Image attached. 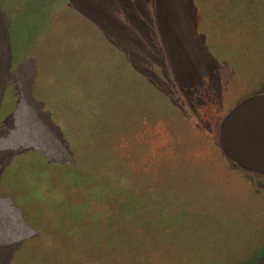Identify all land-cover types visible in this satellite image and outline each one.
Segmentation results:
<instances>
[{
	"label": "rangeland",
	"instance_id": "374dc122",
	"mask_svg": "<svg viewBox=\"0 0 264 264\" xmlns=\"http://www.w3.org/2000/svg\"><path fill=\"white\" fill-rule=\"evenodd\" d=\"M263 91L264 0H0V132L11 127L0 134V264H27L36 247L44 261L68 253L42 225L81 239L88 204L69 190L109 192L156 231L160 264L259 262L264 188L209 154L217 125L198 111L209 102L225 115ZM139 230L119 235L143 242Z\"/></svg>",
	"mask_w": 264,
	"mask_h": 264
},
{
	"label": "trees",
	"instance_id": "16d2710c",
	"mask_svg": "<svg viewBox=\"0 0 264 264\" xmlns=\"http://www.w3.org/2000/svg\"><path fill=\"white\" fill-rule=\"evenodd\" d=\"M9 25L7 27V30L5 32V38L6 42L8 41V45L6 46L3 54L1 55V58L5 56L6 59H8L9 65H7L6 69L9 71L11 67V63L14 60L13 58V47H12V38H11V33H10ZM5 47V46H4ZM234 65V64H233ZM237 106V105H236ZM225 115L221 112L219 108L214 107L212 103H206L203 105L200 110L198 111V115L201 117L202 121H204L207 124H213L217 125L216 127V139L215 143L212 141H206L209 143L208 147V152L209 154H214L216 151L222 152V154L225 156L223 153L220 142H219V126L223 119L225 118ZM182 118V116H181ZM183 119V118H182ZM181 122V121H180ZM159 122H157L153 128H157ZM11 128V127H10ZM10 128H5L3 131L0 132V134H5ZM195 133L198 134V130L194 129ZM147 136L148 130H147ZM175 139V138H174ZM175 141H180V140H175ZM34 152H36V156H41L43 160H45V163H42L41 167L55 171V173L58 172L59 170V165L55 163L52 159L49 157L45 156L40 150L33 149ZM7 151H2L0 152V156L4 154ZM13 151H10L9 153H12ZM154 152L155 149H154ZM157 155V153H155ZM31 156V155H29ZM34 156V155H33ZM32 157V156H31ZM229 160V159H228ZM229 164L231 165L232 168L234 169H241L237 164L231 162L229 160ZM243 170V169H241ZM247 175H249L253 181L256 182V189L261 190L264 188V176L255 174V173H249L245 170H243ZM256 177L260 178L262 181H256ZM75 191V192H74ZM78 191V190H77ZM74 192V193H73ZM69 197L72 198L74 201H82L84 203H87V209L88 211L86 212L85 217L83 220H86L84 222L82 220L81 225L78 226H73L76 232H78L82 237L81 239L75 238V237H67L63 236L62 242L60 237L61 235H54L55 233H61L60 228H57L56 226H50V225H42L43 228H48L50 235L61 245H66L69 247L68 253L64 255L63 257L56 253L52 252L55 256L47 255L49 259H47V263L50 262H62L66 261L65 264H112L113 262L118 263V262H125L127 264H160L158 260H154L152 255H149L150 252V246L149 242H152L156 240L157 238L155 237L156 231L153 233V230L151 227H148L149 225H143L142 219L139 221L133 216L130 215V212L126 215L125 213H122L120 209H117L116 207L112 206L110 204L111 202V194L109 192L103 193V191L99 190L96 192V196H88L86 193H78L76 190H69L68 192ZM120 190H115L114 196L117 200L122 199V197L119 196ZM121 194L123 192L121 191ZM78 197V198H77ZM129 211V209H128ZM29 212V213H28ZM28 214V215H27ZM26 217L31 219L29 215L31 216V210H27ZM89 214V217H88ZM93 216H97V222H92L88 221L90 220L89 218ZM113 219H115L113 221ZM137 220L138 224H135V221H130V222H125L127 220ZM38 224V223H36ZM128 224V228L126 227ZM64 225V224H63ZM62 228V227H61ZM64 228L67 229V227L64 225ZM69 228V227H68ZM125 228L126 233L130 231L132 233L136 229H140L138 236L139 239L143 242H133L129 237L127 238H122L121 231L120 229ZM70 229V228H69ZM165 231H168V228H165ZM98 239V240H97ZM107 239H111L108 243ZM166 242H168L166 240ZM144 243L147 244V248L145 251H147L146 254H144ZM169 243V242H168ZM119 245L120 248H123L121 246H126L128 248H133V247H138L137 248V253L134 256L128 257L126 254H117L116 250H114V246ZM26 246L22 245V249H25ZM37 249L33 250V257L31 258L30 262L27 264H32L33 261L36 260L37 264H43V261L45 258H42L41 252L38 250L39 248L36 247ZM113 249V250H111ZM119 249V248H118ZM124 249V248H123ZM78 251L79 253H77ZM78 254L81 255V257L77 256ZM36 257H39V259H36ZM160 257V256H159ZM47 258V257H46ZM64 258H67L64 260ZM41 262H39V261ZM44 261V262H46ZM39 262V263H38ZM178 264L177 259L174 257L169 258V256L166 254V257H164V264ZM60 264H64L63 262Z\"/></svg>",
	"mask_w": 264,
	"mask_h": 264
},
{
	"label": "water",
	"instance_id": "95a60500",
	"mask_svg": "<svg viewBox=\"0 0 264 264\" xmlns=\"http://www.w3.org/2000/svg\"><path fill=\"white\" fill-rule=\"evenodd\" d=\"M219 142L241 169L264 176V91L241 101L223 119ZM257 264H264V255Z\"/></svg>",
	"mask_w": 264,
	"mask_h": 264
},
{
	"label": "flooded vegetation",
	"instance_id": "af4514ba",
	"mask_svg": "<svg viewBox=\"0 0 264 264\" xmlns=\"http://www.w3.org/2000/svg\"><path fill=\"white\" fill-rule=\"evenodd\" d=\"M258 263V262H257ZM257 263H255V264H257Z\"/></svg>",
	"mask_w": 264,
	"mask_h": 264
}]
</instances>
